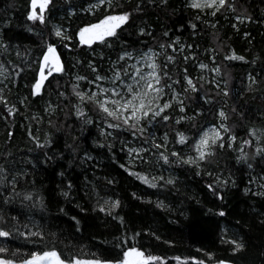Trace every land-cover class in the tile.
Returning a JSON list of instances; mask_svg holds the SVG:
<instances>
[{"label": "trees", "instance_id": "trees-1", "mask_svg": "<svg viewBox=\"0 0 264 264\" xmlns=\"http://www.w3.org/2000/svg\"><path fill=\"white\" fill-rule=\"evenodd\" d=\"M93 1L51 0L41 23L27 20L31 0H0V45L7 46H0V97L7 101L0 102V167L6 169L0 173L6 177L0 180V216L6 220L0 227L13 234L0 238V247L8 249L0 257L19 264L36 250L19 232L37 225L48 236V248L55 247L66 260L114 263L134 246L163 264H264V152L256 153L264 148V136L258 142L248 135L264 131V0H229L235 11L222 9L215 16L190 7L189 0H113L111 9L105 5L88 12L84 8ZM124 13L129 18L117 29L118 38L80 43L81 28ZM54 25L63 38L55 35ZM49 45L63 71L46 73L33 96ZM146 49L157 51L160 75L171 78L163 84L180 81L166 89L180 94L185 111L170 107L164 113L169 120L158 118L140 138L105 128L91 104L81 107L95 122L78 118L73 86L82 91L88 82L75 77L92 79L90 65L107 73L125 50ZM201 63L219 69V83L198 76ZM185 75L197 92L184 91ZM220 110L229 129L225 147H216L199 167L183 164ZM33 137L48 146L37 148ZM241 148L246 160L238 159ZM13 178L19 196L11 187ZM168 179L174 183L166 184ZM26 194L33 200L25 201ZM5 197L11 202L4 203ZM106 197L108 205L102 202ZM232 240L244 248L234 253Z\"/></svg>", "mask_w": 264, "mask_h": 264}, {"label": "snow or ice", "instance_id": "snow-or-ice-1", "mask_svg": "<svg viewBox=\"0 0 264 264\" xmlns=\"http://www.w3.org/2000/svg\"><path fill=\"white\" fill-rule=\"evenodd\" d=\"M167 0H162V3H166ZM51 3V0H31V11L27 15V20L29 21H39L45 23L44 10L46 6ZM107 6L109 9L113 7V0H97L96 4L91 5V8H97L102 6ZM190 7L194 9L204 10V9H213L212 15L215 16L222 9H230L235 11V7L229 0H192ZM39 8L40 14H37L36 9ZM129 18L128 13L121 15H107L104 19L100 20L97 24H92L90 26L80 29L79 40L81 44L91 45L94 41H100L101 43H106V38H118L117 29L121 27ZM195 28V25H193ZM214 27V25H213ZM143 34V30H141ZM55 35L57 37H62V32L60 30H55ZM165 36L167 33L164 34ZM63 38V37H62ZM7 47L6 45H0ZM111 46V45H109ZM164 47V45H161ZM172 47V45H168ZM190 47V46H189ZM175 51V49L173 48ZM156 53H144L137 60L131 53L126 50L117 57L115 62H112V66L109 69V73L101 75L100 72L94 65H90L92 72L95 74L94 78L88 79L87 77H77V80H87L90 90L85 92L81 91L78 86H73V94L76 96L79 104L74 105L76 108L77 117L84 119L86 124H92L95 121L93 119H87V113L83 110L81 105L91 104L94 111L97 115L100 116V121L104 124L105 128L113 129L116 132H130L134 138H140L145 136L146 131H150L154 122H158V118H161L163 121L167 122L169 116L164 114L167 109L172 107V101L176 100L179 96V93H176L169 100L165 101L164 96L165 88H172L174 84L180 83V81H173V85H165L162 83V80L165 78L171 79L165 75L162 77L160 75V65L156 63L155 57ZM238 58L243 59L242 57H226V59ZM173 58L168 57V60L171 61ZM188 57H185L187 60ZM136 60L135 63H127L128 61ZM51 64L49 69V75L52 70L56 72L63 71L59 58L56 56V49L49 45L47 51L43 54V63L40 64V77L36 83L32 86V95L35 96L39 93L44 81L47 77L44 74L45 67ZM2 67V66H0ZM166 68L167 65H164ZM201 67H206L201 65ZM147 69V71H146ZM187 70L185 69V72ZM218 72L219 69H216ZM19 74V73H18ZM252 83L257 81L250 77ZM185 81L188 85L187 88H184L185 92H188L189 89L192 92H197L198 89L193 83L192 79L188 78L185 75ZM183 87V85H181ZM174 91V89H173ZM229 93L224 92V95L227 96ZM63 95V93L61 94ZM0 102L7 103L3 100V97H0ZM180 111L184 112L185 108L183 106V101H179ZM12 114V111L9 110V115ZM219 116L222 120L227 119L226 113L221 110ZM177 123H180L178 120ZM220 128L224 132H228L229 129L223 124H220ZM102 134L103 129H102ZM9 135H12L11 133ZM31 135V133H30ZM111 135V133H108ZM181 136V143H185L183 134ZM248 135L252 138H255L258 142L261 136H264V131L260 133V136H257V130H250ZM36 142L37 148H46L48 146L47 142L40 143L38 138L33 137ZM231 141H235L236 137L232 136ZM224 137L221 136L220 131L213 126L211 129L204 130L199 136V139L195 140L194 146L197 156L194 158L189 156L187 159L182 160L183 164L194 165L196 167L200 166V162L206 161L207 157L214 154V149L216 147L223 148L225 144L223 143ZM157 148L162 147L160 144H155ZM244 144L251 145V140H245ZM231 147V144L227 145ZM146 151V149H142ZM131 151H135L134 149ZM242 155L238 157L239 160H246V154H243V148H241ZM264 152V148L257 147L256 153L259 154ZM172 156L180 159V156L177 152H172ZM161 157L165 163H169V157L161 153ZM251 167V165H249ZM6 172V169L0 167V173ZM130 175L132 173H129ZM199 174V173H197ZM163 180V177H160ZM0 180H6L5 176H0ZM11 187L15 195L19 196L20 193L15 192L16 183L15 178L10 182ZM111 183V181H109ZM166 184H173L172 179L165 181ZM155 187V185H152ZM211 188V185H209ZM3 195V193H0ZM67 195V193H64ZM23 199L25 201L33 200L31 194L24 195ZM11 200L8 197H5L4 203H10ZM42 203V201H41ZM108 204V201H105ZM119 204L118 201L110 204L111 208L117 207ZM159 206V205H158ZM101 211H104V208H100ZM220 215L223 216L225 213L220 212ZM11 219H17L16 217H11ZM6 223V220L3 216H0V224ZM25 228H28V225H24ZM32 228H28V231L19 232V235L24 237L26 243H32L37 246L36 250H29L28 254L23 255L19 264H111L108 261H100L98 259L84 260L77 258L75 256L69 257L67 260L62 259V253H60L55 247L48 248V236L45 235L43 228L40 226L34 225ZM79 230V229H77ZM13 234L6 230L3 227H0V238H9ZM52 235H56L52 233ZM57 239L59 237L57 236ZM55 244V241H52ZM229 243L234 245L233 252L241 251L244 248L242 243H239L235 240L229 241ZM8 251L5 247H0V253H6ZM13 256L19 255L18 252H13ZM209 255V259H211ZM175 259L179 260V257ZM155 261H161V258L158 256L148 255L140 251L134 246H130L126 251H123V258L115 260L114 264H153ZM0 264H16V261L13 259H8L0 257ZM161 264L163 262L161 261ZM199 264H203V261H200ZM219 264H224L223 261H220Z\"/></svg>", "mask_w": 264, "mask_h": 264}, {"label": "rangeland", "instance_id": "rangeland-1", "mask_svg": "<svg viewBox=\"0 0 264 264\" xmlns=\"http://www.w3.org/2000/svg\"><path fill=\"white\" fill-rule=\"evenodd\" d=\"M97 3V0L96 1H93V2H91V3H89L84 9H86L88 12H93L95 9H97V8H91L90 6L91 5H93V4H96ZM188 3L189 4H191L192 3V0H189L188 1ZM209 10H211V11H213V9H209ZM99 23V22H98ZM97 24V23H96ZM92 25V24H91ZM88 26H90V25H88ZM87 27V26H86ZM54 28H55V30H60L61 32H62V29H61V27L60 26H58V25H54ZM129 53H131L134 57H136V59L138 60L139 58H140V56L141 55H143L144 53H156L157 54V51H155L154 49H146V50H143V51H137V52H129ZM57 56V55H56ZM155 60H156V57H155ZM60 61V60H59ZM116 60H113L112 62H115ZM112 62H111V64H110V68H111V66H112ZM136 62V60H133V61H128L127 63H135ZM41 63H43V59H42V61H41ZM157 63V62H156ZM201 65H205V64H199V73H198V76L200 77V78H204V79H209V78H211L212 79V81L213 82H215V83H219V73L216 71V68H209L208 66H206V67H201ZM51 68V64H49V65H47L46 67H45V70H44V74L46 75V73H49V69ZM109 68V69H110ZM109 69H108V74H110L109 73ZM146 71H147V69H146ZM51 72H55V70H52ZM101 75H103V74H106V73H100ZM39 77H40V72H39V75H38V79H39ZM94 78V77H93ZM37 79V80H38ZM75 79H77V77H75ZM74 79V80H75ZM90 90V86H89V84L86 86V88L85 89H83L82 91H85V92H87V91H89ZM165 93H166V95L164 96V100L165 101H167V100H169V98L170 97H172L173 95H175L176 93H178V92H176V91H172V92H169L166 88H165ZM179 101H181V96H180V94H179V96L177 97V99L176 100H173L172 101V106H174V105H177V106H179V108H180V104H179ZM168 110V109H167ZM221 111V110H220ZM219 111V112H220ZM219 112H218V120H217V122L216 123H214V124H209L206 128H204L202 131H201V133L199 134V136L202 134V132L204 131V130H208V129H211L213 126H215L219 131H220V134H221V136L223 137V135L225 134L224 133V131H223V129L222 128H220V124L221 123H223L224 125H225V122H224V120H222L221 119V117L219 116ZM183 114V113H182ZM181 117H185V115H182ZM154 124V123H153ZM199 136H198V138L197 139H199ZM196 139V140H197ZM198 154H197V152L195 151V146L193 147V154H191V155H189V156H192V157H196ZM188 156V157H189ZM105 201H108L109 203H110V199L109 198H103V200H102V202L104 203V204H106L105 203ZM108 203V204H109ZM108 204H106V205H108ZM228 238V237H227ZM229 239H231V238H229ZM84 260H91V259H84ZM111 264H114V263H111Z\"/></svg>", "mask_w": 264, "mask_h": 264}, {"label": "water", "instance_id": "water-1", "mask_svg": "<svg viewBox=\"0 0 264 264\" xmlns=\"http://www.w3.org/2000/svg\"><path fill=\"white\" fill-rule=\"evenodd\" d=\"M38 2H39V0H38Z\"/></svg>", "mask_w": 264, "mask_h": 264}]
</instances>
